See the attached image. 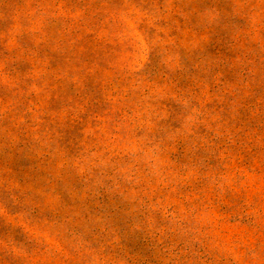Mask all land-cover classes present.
Listing matches in <instances>:
<instances>
[{"label": "rangeland", "instance_id": "rangeland-1", "mask_svg": "<svg viewBox=\"0 0 264 264\" xmlns=\"http://www.w3.org/2000/svg\"><path fill=\"white\" fill-rule=\"evenodd\" d=\"M0 264H264V0H0Z\"/></svg>", "mask_w": 264, "mask_h": 264}]
</instances>
